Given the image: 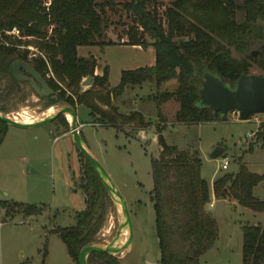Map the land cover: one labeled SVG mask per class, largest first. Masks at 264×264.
I'll list each match as a JSON object with an SVG mask.
<instances>
[{
  "label": "trees",
  "instance_id": "1",
  "mask_svg": "<svg viewBox=\"0 0 264 264\" xmlns=\"http://www.w3.org/2000/svg\"><path fill=\"white\" fill-rule=\"evenodd\" d=\"M161 1L127 0L121 4L131 16L126 41L121 42L122 38H109L112 22L107 10L113 7L114 0H0V112L6 111L3 101L24 83L14 80L10 73L13 63L22 61L33 67L52 89L46 106L68 104L75 110L83 105L89 111L91 123L98 126L124 130L128 125L145 130L148 122L140 112L120 113L112 102L127 88L148 82L155 85L156 92L149 99L157 109L168 100L178 104L175 123L223 120L219 112L212 114L208 108H196L203 71L216 73L229 85L247 75L253 64L264 71L263 26L258 24L264 20V0H169L162 13ZM146 36L155 51V64L121 71L114 88L108 86V66L95 75V58L80 57L77 53L81 46L124 44L145 48ZM256 42L261 45L257 55L252 56L250 49ZM29 46L35 52L30 53ZM232 50L241 58L233 57ZM87 76L92 78L91 86L80 93L82 79ZM173 79L177 87L173 91L163 90L164 83ZM158 117L161 121V112ZM161 122L164 124V120ZM7 127L0 121V144ZM258 139L264 146V134ZM157 142L160 151L151 158V176L159 264H198L218 236L216 219L207 208L211 190L216 200L227 198L249 211L264 213V202L253 195V188L263 177L239 166L235 174L216 178L210 190L208 181L200 174L198 150L168 145L160 134ZM79 155L84 164L76 187L82 194L84 209L75 214L73 225L54 229L76 264L81 249L98 244L97 235L110 204L99 177ZM0 205L7 215L12 213L11 206L20 207L28 216L38 215L42 209L41 205L8 201ZM174 233L179 234L182 243H188L189 252L183 256L174 253ZM242 239V264H264V225H243ZM87 260L88 264H121L105 253H91Z\"/></svg>",
  "mask_w": 264,
  "mask_h": 264
},
{
  "label": "rangeland",
  "instance_id": "2",
  "mask_svg": "<svg viewBox=\"0 0 264 264\" xmlns=\"http://www.w3.org/2000/svg\"><path fill=\"white\" fill-rule=\"evenodd\" d=\"M114 1L113 7L107 10L112 22L109 38L112 41L121 38L126 41L125 33L131 24V16L123 11L121 4L127 0ZM168 3L169 0L161 1V13ZM241 21L239 14L238 22ZM258 24L263 26L264 34V20ZM145 41L149 43L147 36ZM260 45L256 42L250 50L257 52ZM28 49L30 53L35 52L33 47L29 46ZM231 52L233 57L241 58L233 50ZM88 54L98 61L99 68L95 75L101 74L102 69L108 66L109 88L119 83L121 70L146 66L151 56L148 50L142 51L122 44L103 48L81 46L78 56ZM248 74L263 76L264 71L253 64ZM90 86L80 84V93ZM176 87L177 81L173 79L164 83L163 90L173 91ZM155 92L154 83L148 82L127 88L121 97L112 102L123 114L128 115L132 110L140 111L148 122V127L142 131L128 125H125L124 130L98 126L91 123L86 107L82 105L75 108L82 140L124 197L129 211L133 243L131 248L119 253L121 264H159L160 261L155 238L151 176V158L157 157L160 151L158 134L168 145L181 150H198L202 162L200 174L208 181L210 190L216 178L235 174L239 166L261 175L263 180L253 188V195L264 202V146L258 139L259 135L264 134V115H253L247 121H241L238 113L231 111L223 120L179 124L174 121L178 104L168 100L157 109L149 99ZM47 98L36 96L24 82L19 91L13 92L3 101L6 110L3 114L33 121L68 105L46 106ZM159 112L164 124L159 120ZM59 119L48 126L33 129L8 126L7 134L0 144V202L42 206L40 214L28 216L21 212L20 207L14 206L10 207L12 213L7 215L0 205V264H76L68 256L65 244L54 229L73 225L75 214L84 209L82 194L76 187L84 161L72 142L68 114L60 115ZM218 146L223 148L221 156L210 158L209 155ZM224 157L229 165L222 170L220 165ZM217 200L211 190L207 205L211 213ZM223 200L224 217L216 219V242L200 256L198 264H242V226L264 225V213L249 211L227 198ZM120 222V211L110 199L102 230L97 235L98 245L109 244L113 240ZM125 239L126 232L119 242L124 243ZM171 241L175 254L183 256L189 252L188 243H182L178 233H174Z\"/></svg>",
  "mask_w": 264,
  "mask_h": 264
},
{
  "label": "water",
  "instance_id": "3",
  "mask_svg": "<svg viewBox=\"0 0 264 264\" xmlns=\"http://www.w3.org/2000/svg\"><path fill=\"white\" fill-rule=\"evenodd\" d=\"M252 56H256L257 52L253 51ZM23 70L28 76H23L20 71ZM11 76L14 80L20 82H27L39 98L49 97L53 93L52 89L48 87L41 75L27 63L22 61H15L11 67ZM203 81L200 83L197 92L199 93L196 108H208L212 114L219 112V117L225 118L231 111L238 113L241 121H247L253 115H264V75L247 74L238 78L234 85L225 83L219 75L208 70L203 71ZM91 77L87 76L81 85L90 86ZM69 114L70 128L72 142L76 146L79 153L89 162L91 168L97 177L102 182L109 198L115 204L116 209H119L121 215V222L119 229L116 232L113 240L109 244H90L86 245L78 254L77 260L79 264H88L87 257L91 253L109 254L118 259L119 253L131 248L132 246V226L129 211L126 207V202L121 193L108 176L104 168L91 155L87 145L82 140L79 128L77 127V114L75 110L66 105L56 111L49 113L48 116L28 121L11 118L6 114L0 112V121L7 126L20 129H33L34 127L48 126L54 122L60 115ZM223 148L218 146L209 155L210 158L216 159L221 156ZM224 200H217L214 203L213 217H224ZM126 232V239L124 243L119 242L121 236ZM152 264V263H147ZM155 264V263H153Z\"/></svg>",
  "mask_w": 264,
  "mask_h": 264
},
{
  "label": "crops",
  "instance_id": "4",
  "mask_svg": "<svg viewBox=\"0 0 264 264\" xmlns=\"http://www.w3.org/2000/svg\"><path fill=\"white\" fill-rule=\"evenodd\" d=\"M121 42H123V40H121ZM123 46H129V45H124V44H122ZM130 46H132V47H136L137 49H139V50H148L149 51V53L151 54V56L149 57V63L146 65V66H139V67H147V66H153L154 64H155V51H154V48H153V46L151 45V44H149V43H147V46L145 47V48H143V47H141V46H136V45H130ZM85 47H88V46H85ZM81 47H79L78 49H77V53H78V51H79V49H80ZM88 53H90V52H88ZM87 56H92V55H90V54H88ZM87 56H83V57H87ZM96 60V59H95ZM97 63H98V61H97ZM98 68H99V65H98ZM98 68H97V70H98ZM135 68H138V67H135ZM135 68H131V69H135ZM131 69H128V70H131ZM124 70V69H123ZM123 70H121V71H123ZM120 71V72H121ZM120 75V74H119ZM136 104V103H135ZM132 111H137V110H132ZM132 111H130V113L132 112ZM137 112H140V111H137ZM141 113V112H140ZM142 114V113H141ZM154 137H156V135H154ZM213 183V182H212Z\"/></svg>",
  "mask_w": 264,
  "mask_h": 264
},
{
  "label": "built area",
  "instance_id": "5",
  "mask_svg": "<svg viewBox=\"0 0 264 264\" xmlns=\"http://www.w3.org/2000/svg\"><path fill=\"white\" fill-rule=\"evenodd\" d=\"M13 33H17V32L14 30ZM256 121H257V119L254 118V122H256ZM248 135H251V134L249 133ZM228 165H229V162H228L227 158L224 157L222 162H221L220 168L222 170H225V169H227Z\"/></svg>",
  "mask_w": 264,
  "mask_h": 264
},
{
  "label": "flooded vegetation",
  "instance_id": "6",
  "mask_svg": "<svg viewBox=\"0 0 264 264\" xmlns=\"http://www.w3.org/2000/svg\"><path fill=\"white\" fill-rule=\"evenodd\" d=\"M20 73L23 75V76H28L27 74H26V72L25 71H23V70H21L20 71ZM46 82V81H45ZM25 83H27V82H25ZM28 84V83H27ZM29 85V84H28ZM30 87V86H29Z\"/></svg>",
  "mask_w": 264,
  "mask_h": 264
},
{
  "label": "bare ground",
  "instance_id": "7",
  "mask_svg": "<svg viewBox=\"0 0 264 264\" xmlns=\"http://www.w3.org/2000/svg\"><path fill=\"white\" fill-rule=\"evenodd\" d=\"M50 109V108H49ZM25 115V114H24ZM28 117V116H27ZM27 117H25L24 119H28ZM30 117V116H29ZM15 119H19L18 117L17 118H15ZM68 119L70 120L71 119V117H70V115L68 114Z\"/></svg>",
  "mask_w": 264,
  "mask_h": 264
}]
</instances>
